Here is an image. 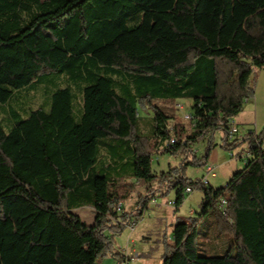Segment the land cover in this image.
Listing matches in <instances>:
<instances>
[{"label": "trees", "instance_id": "1", "mask_svg": "<svg viewBox=\"0 0 264 264\" xmlns=\"http://www.w3.org/2000/svg\"><path fill=\"white\" fill-rule=\"evenodd\" d=\"M256 69L264 0H0V103L40 84L50 96L23 115L9 110L7 129L0 119V264L124 260L115 237L160 193L177 189L180 206L187 187L202 189L199 215L210 216L179 218L162 264H264V128L232 139L228 123L254 96ZM180 98L193 100L190 132L171 127L174 109L157 102ZM139 105L153 111L151 137ZM217 130L225 148L246 145L249 157L215 188L183 170L208 163L192 146ZM153 150L186 155L155 174ZM131 179L145 192L119 211ZM83 206L93 224L74 211Z\"/></svg>", "mask_w": 264, "mask_h": 264}, {"label": "rangeland", "instance_id": "2", "mask_svg": "<svg viewBox=\"0 0 264 264\" xmlns=\"http://www.w3.org/2000/svg\"><path fill=\"white\" fill-rule=\"evenodd\" d=\"M254 79V96L246 101L244 104L243 111L238 116L237 123L239 124V131L235 135H243L248 132L249 129L261 132L264 128V69H256L253 73ZM67 82L64 78L60 79V85L65 86ZM76 95L79 91L75 92ZM78 98V97H77ZM77 100V99H76ZM50 102L49 92L45 84H40L34 90H21L16 93L8 102L0 103V119L4 123L5 128H9L13 124V117L10 113L12 109H16L22 115L26 110L30 108H36L41 104H47ZM78 102V101H77ZM158 103L172 107L173 114L176 115L177 120H171V127L177 123L180 130L190 132L194 129V122L188 120L186 115L194 114L192 108L193 100L191 98H180L176 102L170 103L162 100H157ZM180 103V105H178ZM78 105V103H77ZM10 110V111H9ZM139 116H141L142 129L146 135H153V111L151 108L144 109L139 105ZM244 122L245 124H241ZM249 128V129H248ZM223 131L217 130L213 135L208 134L201 137L192 146L193 153L196 155L198 160L208 159L207 164H213L215 167V176L210 175L209 179L213 187H222L230 180L232 174L242 169L247 161L248 149L246 145H242L234 149L236 156L231 157L230 151L223 146ZM232 137V139L235 137ZM175 137V136H174ZM151 141V138L149 139ZM193 153H188V160H192L194 157ZM241 153V154H240ZM186 152L179 151L178 153L170 152H152V170L155 174L161 172H169L171 168H181V163L185 158ZM247 155V156H245ZM205 165L198 163H189L183 170L185 176L196 180L204 176ZM181 171V169H180ZM106 173L111 176L112 172L106 170ZM135 181V180H134ZM135 191L132 194L130 200L125 201L123 209H131L140 199V194L144 193V186L142 183L135 181ZM177 189H172L167 194H159L157 200H152L149 204V208L146 209L145 215L139 220L138 228L134 233V237L138 238L139 235L149 234L153 238L159 237L158 241H153L150 247V256L156 257L161 247L164 245V237L173 238L171 226V220L176 222L179 218H197L202 221L208 219L210 214L200 216L199 212L202 208L203 191L202 189H194L191 193H186L184 201L180 206H171L167 203L169 200H176ZM132 206V207H131ZM192 210L193 212H189ZM74 211L81 216V218L87 224H93L95 214L93 208L89 206L79 207ZM200 233L197 237V243L206 247L204 243V237L201 231L203 227L199 226ZM129 230L125 229L121 234L115 237V247L118 250L123 248L126 244ZM110 257V256H109ZM135 258V257H134ZM112 258L105 260V264H109ZM156 260V259H155Z\"/></svg>", "mask_w": 264, "mask_h": 264}, {"label": "crops", "instance_id": "3", "mask_svg": "<svg viewBox=\"0 0 264 264\" xmlns=\"http://www.w3.org/2000/svg\"><path fill=\"white\" fill-rule=\"evenodd\" d=\"M234 119L238 120V117L234 118ZM241 124H245V123L241 122ZM245 156H247V155H245ZM131 180L133 182H135V181L139 182V180H137V179H131ZM157 199H158V196L155 198V200H157ZM89 207H91V206H89ZM189 212L191 213L193 211L190 210ZM144 215H145V213H144ZM144 215L142 216V218L144 217ZM174 223L175 222H173V220H171V226H173ZM138 225H139V221L135 224V226L133 228H131V227L127 228L129 230V235L127 237L126 244H124L123 248L119 251L121 252L122 255L125 256V259L128 261V264H162L163 255H164V245L161 247V250L158 252L156 257L150 256V250L149 249L151 247V244L153 241H158L159 237L153 238L149 234H142L141 236L139 235L138 238H135L134 233H135L136 229L138 228ZM172 231H173V228H172ZM108 258H112L111 262L109 264H117L118 263V261L113 256H110V257L105 258L101 264H105V260Z\"/></svg>", "mask_w": 264, "mask_h": 264}, {"label": "built area", "instance_id": "4", "mask_svg": "<svg viewBox=\"0 0 264 264\" xmlns=\"http://www.w3.org/2000/svg\"><path fill=\"white\" fill-rule=\"evenodd\" d=\"M178 105H180V103ZM186 118L188 120H192L194 122V125H195V116H194V114H192V115L188 114V115H186ZM228 123H229L230 129H231V133H232L231 137H233L239 131V124L237 123V121L235 119L229 120ZM250 130H252V129H249L248 131H250ZM230 155H231L232 158H234L236 156V153H234V151H231ZM214 171H215V167H214L213 164H206L205 165L204 176L202 177L203 183H205V184L211 183L209 177H210V175L215 176V172ZM192 191H193V189L191 187H187L185 189L184 193L185 194L186 193H191ZM167 203L170 204L171 206H175L176 201L175 200H169V201H167ZM220 206H221V208H223L225 206V200L224 199L221 200ZM118 210L119 211L123 210V204H119ZM135 224H136V222L133 221L131 223L130 227L133 228L135 226ZM117 264H128V261L126 259H124V260L119 261Z\"/></svg>", "mask_w": 264, "mask_h": 264}]
</instances>
